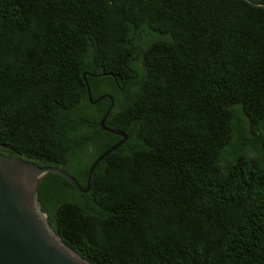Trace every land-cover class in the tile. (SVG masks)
I'll return each instance as SVG.
<instances>
[{"label":"trees","instance_id":"1","mask_svg":"<svg viewBox=\"0 0 264 264\" xmlns=\"http://www.w3.org/2000/svg\"><path fill=\"white\" fill-rule=\"evenodd\" d=\"M104 95L127 141L88 194L39 188L62 240L95 264H264V0H0L1 155L85 188L122 139Z\"/></svg>","mask_w":264,"mask_h":264},{"label":"water","instance_id":"2","mask_svg":"<svg viewBox=\"0 0 264 264\" xmlns=\"http://www.w3.org/2000/svg\"><path fill=\"white\" fill-rule=\"evenodd\" d=\"M86 85L91 104H96L87 81ZM106 98L111 100V105L100 126L103 131L119 135L122 139L93 163L85 188L60 168L41 167L0 154V264H95L68 246L53 229L48 215L42 210L39 188L46 177L53 173L67 179L81 194L91 191L96 167L128 139L123 131L106 126L114 108L109 95H104L98 102Z\"/></svg>","mask_w":264,"mask_h":264},{"label":"flooded vegetation","instance_id":"3","mask_svg":"<svg viewBox=\"0 0 264 264\" xmlns=\"http://www.w3.org/2000/svg\"><path fill=\"white\" fill-rule=\"evenodd\" d=\"M93 106H95V104H93Z\"/></svg>","mask_w":264,"mask_h":264}]
</instances>
